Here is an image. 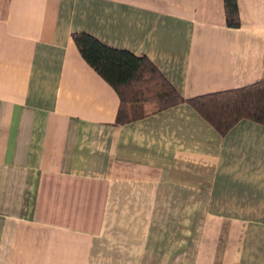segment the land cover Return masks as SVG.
<instances>
[{
	"label": "crops",
	"instance_id": "1",
	"mask_svg": "<svg viewBox=\"0 0 264 264\" xmlns=\"http://www.w3.org/2000/svg\"><path fill=\"white\" fill-rule=\"evenodd\" d=\"M0 0V264H264V125L188 103L119 121L73 34L184 98L264 78V0Z\"/></svg>",
	"mask_w": 264,
	"mask_h": 264
},
{
	"label": "trees",
	"instance_id": "2",
	"mask_svg": "<svg viewBox=\"0 0 264 264\" xmlns=\"http://www.w3.org/2000/svg\"><path fill=\"white\" fill-rule=\"evenodd\" d=\"M228 27H238L237 0H223ZM82 57L116 91L119 121L130 122L188 103L219 134L242 119L264 125V78L242 87L184 98L144 54L104 45L85 32L73 34Z\"/></svg>",
	"mask_w": 264,
	"mask_h": 264
}]
</instances>
